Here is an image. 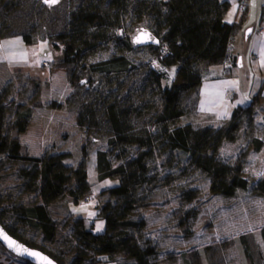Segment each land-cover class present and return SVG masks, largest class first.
I'll use <instances>...</instances> for the list:
<instances>
[{
  "label": "trees",
  "instance_id": "obj_1",
  "mask_svg": "<svg viewBox=\"0 0 264 264\" xmlns=\"http://www.w3.org/2000/svg\"><path fill=\"white\" fill-rule=\"evenodd\" d=\"M227 8L228 2L224 0H82L72 10L66 28L53 37L46 36L49 53L64 64L68 78L77 70L87 72L72 94L84 98L77 125L88 140H97L98 134L105 133L107 149L97 150L95 154L96 177L98 180L116 178L117 183L106 190L108 198L96 213L105 222L102 232H94L92 225L86 226L82 218L73 219L70 232L74 240L73 256L68 263L63 260L62 253L54 255L36 246L24 239L17 228L2 223L0 218L10 235L42 250L59 264H96L100 256L116 253H122L134 264H150L156 248L144 238L146 220L137 214V210L151 203L150 183L155 179L150 174L151 162L167 154L169 164L174 155L181 153L187 167L212 176V191L232 196L236 189L248 187L246 178L231 176L227 164H217L218 143L211 140L212 126L177 124L186 113L185 97L193 93L204 78L199 63L230 57L228 42L235 24L223 19ZM128 13L134 25L130 34L120 29L117 50L122 53L85 66L87 56L106 47L111 31L121 27ZM142 28L157 38V44L140 46L132 42V37ZM23 38L26 42L31 41L29 34H24ZM142 48L152 53L159 68L150 66L145 82L139 88L126 89L136 67L123 53ZM172 68H175L179 83H167L166 72ZM148 84L159 92V106L143 99ZM4 97L5 92L0 91V153L10 148L9 136L4 132ZM255 102L256 98L252 97L247 106L234 108L228 132L233 133L239 128L238 114L250 113ZM31 113V108H26L19 116L29 119ZM25 128L26 122L18 127L19 131ZM260 144L257 141V149ZM19 148V142L15 141L7 159L29 164L18 171L24 179L22 187L24 191L36 192L41 202L20 205L18 219L20 223L39 230L43 240L53 242L57 223L49 213L48 204L65 191L70 169L60 165L57 171L47 176L52 162L21 153ZM114 160L120 162L114 165ZM73 173L78 179L69 195L77 202L88 192L89 184L81 169H75ZM251 191L264 194V177L254 183ZM195 193V190L183 192L181 199L187 203ZM262 235L264 238V229ZM244 253L252 264L246 245ZM23 264L33 263L24 260ZM185 264L190 262L185 260Z\"/></svg>",
  "mask_w": 264,
  "mask_h": 264
},
{
  "label": "rangeland",
  "instance_id": "obj_2",
  "mask_svg": "<svg viewBox=\"0 0 264 264\" xmlns=\"http://www.w3.org/2000/svg\"><path fill=\"white\" fill-rule=\"evenodd\" d=\"M35 1L36 22L32 26L28 25L25 32L31 38L36 34L46 38L53 37L66 28L72 10L82 0H55L54 3L50 0ZM30 18L32 20L33 15ZM133 25V19L128 13V16H124L121 27L111 31L106 47L87 56L85 66L107 59L113 54H121L117 50L120 29L130 34ZM123 54L136 67L126 89L139 88L145 82L150 66L159 68L155 57L147 48L134 49ZM52 60V55H45L38 60V68H50L54 63ZM198 67L203 72L206 63L201 62ZM56 75L58 80L50 81L49 85L46 82L44 88L40 86V79L36 81L34 78L26 83V79L22 77L16 82L2 85L0 89L5 92L4 132L9 136V147L17 141L21 153L39 156L44 162L51 161L47 176L57 171L60 165L70 169L67 172L65 191L48 204L49 213L57 223L55 240H43L39 230L20 223L18 219L20 205L41 202V198L36 192L23 190L24 179L18 171L22 167H29V164L8 160L10 148L7 152L0 153V218L2 223L17 228L24 239L36 246L54 255L62 253L63 260L68 263L73 256L71 248L74 244L70 237L73 219L68 210V202L74 200L69 191L76 187L78 179L73 170L81 169L86 178L89 176V180L97 185L96 172L93 171L95 154L97 150H106L107 144L105 133L98 134L97 140H88L77 125L78 111L84 98L72 94L87 76V72L83 69L77 70L70 78L66 76V71ZM166 76L167 83L180 82L175 76V68L168 70ZM52 83L53 86H50ZM196 97L197 88L185 97L183 106L186 113L177 124L212 126L211 140L218 143L217 164H227L231 176L240 175L246 178L248 187L236 189L232 196L212 191V176L187 167L181 153L174 155L169 164L167 154L151 162L150 174L155 177L150 183L151 203L137 210V214L146 220L144 238L149 239L156 248V254L150 257V264H185V260L190 264H249L244 245L247 246L252 264H264V194L251 191L254 183L264 177V100L256 98L250 113L240 112L239 128L230 133L227 128L231 116L226 121H215L200 114L195 107ZM143 99L151 100L159 106V92H155V87L151 84H148ZM26 108L32 110L30 118H20L19 113L25 112ZM23 122H26V128L19 131L18 127ZM230 135L231 139L228 138ZM257 141L261 142L258 149ZM129 150L132 152L133 147ZM119 162L120 160H114L113 164L117 165ZM188 190H195L196 193L191 201L185 203L181 194ZM83 196L77 202H83ZM92 196L91 202H105L108 198L105 190L94 195L95 198ZM129 261L122 253H116L112 256H100L96 264ZM23 262L24 259L13 255L0 243V264Z\"/></svg>",
  "mask_w": 264,
  "mask_h": 264
},
{
  "label": "crops",
  "instance_id": "obj_3",
  "mask_svg": "<svg viewBox=\"0 0 264 264\" xmlns=\"http://www.w3.org/2000/svg\"><path fill=\"white\" fill-rule=\"evenodd\" d=\"M224 1L228 2V8L223 19L235 24L228 42L230 57L204 61V78L197 87L195 100L196 110L215 121L229 120L234 108L245 107L252 97L264 100V0ZM35 8V0H0V89L22 77L26 83L40 79V86L44 88L50 81L58 80L56 74L65 71L64 64L49 53L46 38L39 34L30 42L23 38L26 27L36 22ZM45 55H52L54 63L48 69H39L38 60ZM93 171L96 172L95 168ZM86 179L90 196L102 190L107 193L106 190L117 183L116 178L97 179V185L89 176ZM102 203L68 202V210L72 219L82 218L86 226L92 225L94 232H102L105 222L96 214Z\"/></svg>",
  "mask_w": 264,
  "mask_h": 264
},
{
  "label": "water",
  "instance_id": "obj_4",
  "mask_svg": "<svg viewBox=\"0 0 264 264\" xmlns=\"http://www.w3.org/2000/svg\"><path fill=\"white\" fill-rule=\"evenodd\" d=\"M132 42L140 46H147L149 44H157L158 40L156 37L152 36L149 30L142 28L132 37ZM4 237H7L8 239H4ZM10 241L12 243H10ZM0 243L13 255L24 260H28L33 264H59L56 260H54L42 250L35 247H30L24 242L10 235L1 223ZM34 253L36 255H33Z\"/></svg>",
  "mask_w": 264,
  "mask_h": 264
},
{
  "label": "built area",
  "instance_id": "obj_5",
  "mask_svg": "<svg viewBox=\"0 0 264 264\" xmlns=\"http://www.w3.org/2000/svg\"><path fill=\"white\" fill-rule=\"evenodd\" d=\"M82 199H83V202H88L91 200V196L88 194H85Z\"/></svg>",
  "mask_w": 264,
  "mask_h": 264
},
{
  "label": "snow or ice",
  "instance_id": "obj_6",
  "mask_svg": "<svg viewBox=\"0 0 264 264\" xmlns=\"http://www.w3.org/2000/svg\"><path fill=\"white\" fill-rule=\"evenodd\" d=\"M46 2H49V0H46ZM50 2L54 3L55 0H50ZM4 239H8V238L7 237H4ZM10 243H12V242L10 241ZM33 255H36V254L34 253Z\"/></svg>",
  "mask_w": 264,
  "mask_h": 264
}]
</instances>
